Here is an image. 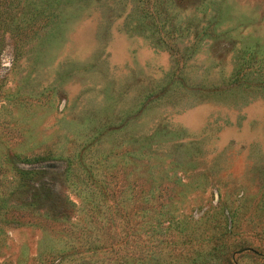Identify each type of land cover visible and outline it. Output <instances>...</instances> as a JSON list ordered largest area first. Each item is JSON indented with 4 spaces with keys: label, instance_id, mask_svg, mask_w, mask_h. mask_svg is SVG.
Wrapping results in <instances>:
<instances>
[{
    "label": "rangeland",
    "instance_id": "1",
    "mask_svg": "<svg viewBox=\"0 0 264 264\" xmlns=\"http://www.w3.org/2000/svg\"><path fill=\"white\" fill-rule=\"evenodd\" d=\"M0 264H264V0H0Z\"/></svg>",
    "mask_w": 264,
    "mask_h": 264
}]
</instances>
